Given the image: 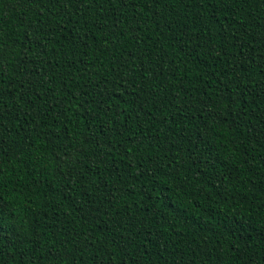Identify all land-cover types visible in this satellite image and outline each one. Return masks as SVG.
Instances as JSON below:
<instances>
[{"label": "trees", "instance_id": "obj_1", "mask_svg": "<svg viewBox=\"0 0 264 264\" xmlns=\"http://www.w3.org/2000/svg\"><path fill=\"white\" fill-rule=\"evenodd\" d=\"M0 264H264V0H0Z\"/></svg>", "mask_w": 264, "mask_h": 264}]
</instances>
